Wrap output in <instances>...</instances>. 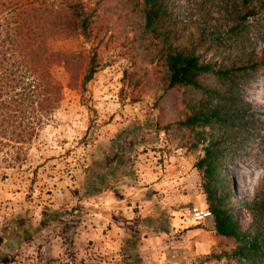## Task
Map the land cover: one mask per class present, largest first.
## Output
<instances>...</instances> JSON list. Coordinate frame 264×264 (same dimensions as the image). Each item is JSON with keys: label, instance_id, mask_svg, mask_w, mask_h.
<instances>
[{"label": "rangeland", "instance_id": "374dc122", "mask_svg": "<svg viewBox=\"0 0 264 264\" xmlns=\"http://www.w3.org/2000/svg\"><path fill=\"white\" fill-rule=\"evenodd\" d=\"M166 1L186 26L181 43L203 63L255 64L234 92L250 107L249 135L228 138L233 129L215 120L195 132L178 126L203 95L165 90L162 42L145 34L143 0H37L38 58L65 88L51 120L26 145L23 168L11 165L14 143L0 147V264H264V247L254 262L240 259L239 241L217 235L214 218L198 224L190 217L204 195L195 165L222 138L233 150L220 170L234 219L251 238L261 230L264 25L253 32L243 18L264 12V0ZM68 11H77V26ZM92 58L99 71L84 85ZM217 88L220 96L232 93L231 84ZM210 104L225 103L212 97ZM47 212L58 215L44 223Z\"/></svg>", "mask_w": 264, "mask_h": 264}, {"label": "trees", "instance_id": "16d2710c", "mask_svg": "<svg viewBox=\"0 0 264 264\" xmlns=\"http://www.w3.org/2000/svg\"><path fill=\"white\" fill-rule=\"evenodd\" d=\"M37 3V0H0V138L5 139L9 134L12 137L5 143L0 141V147L14 143L17 151L11 165L19 169L28 160L26 145H31L44 124L51 120V114L58 108L65 88L51 69L44 68L42 59L38 58L44 36L42 37L41 30L34 25L40 9ZM168 6L166 0H143L145 34L162 42L157 56H160L161 66L166 72L165 90L172 91V95L174 90L184 88L203 95L200 102L191 107L192 114L185 120H179L178 126L195 132L197 128L210 126L215 120L233 129L228 138L243 141L249 135L247 124H250V107L245 102H240L234 92L239 85L241 73L254 71L255 64L241 62L237 63L240 66L232 64L231 68L224 62L221 67L216 68L213 61L203 63L196 49L188 51L187 45L181 43L186 35V26L175 18ZM68 13L70 24L77 26V11ZM82 20V28L87 31L89 18ZM243 29L242 26L239 32L246 37ZM48 60L46 58L45 63ZM261 64L264 65V61ZM98 71L99 64L92 58L83 84L90 83ZM212 78L216 79L211 81ZM218 83L231 84L232 93L220 96ZM212 97L220 98L225 104H219L212 109ZM7 119L13 120V123ZM24 119H28V124L22 122ZM234 125L239 128L235 129ZM203 133L197 132L198 139L204 136ZM224 145L222 138L211 140L195 168L204 178V195L208 208L213 213L215 233L239 241L237 254L240 259L251 263L255 261L260 248L264 247V239L261 238L259 230L256 237L251 238L250 231L244 230L234 219L233 208L228 203L230 194L223 193L226 176L220 170L225 157L232 155L233 150ZM230 145H235V142ZM198 147L199 142H196L193 149ZM235 149L239 150V147ZM219 193H223L222 196L219 197ZM55 215L58 212L44 213V223H49Z\"/></svg>", "mask_w": 264, "mask_h": 264}, {"label": "built area", "instance_id": "2783aa9c", "mask_svg": "<svg viewBox=\"0 0 264 264\" xmlns=\"http://www.w3.org/2000/svg\"><path fill=\"white\" fill-rule=\"evenodd\" d=\"M245 25L250 28V30L256 31L264 25V12H256L247 15L245 18ZM190 216L196 223H204L213 218V213L208 207H201L194 205L190 209ZM260 233L264 239V220L261 226Z\"/></svg>", "mask_w": 264, "mask_h": 264}, {"label": "crops", "instance_id": "0c3cea01", "mask_svg": "<svg viewBox=\"0 0 264 264\" xmlns=\"http://www.w3.org/2000/svg\"><path fill=\"white\" fill-rule=\"evenodd\" d=\"M188 197V196H187ZM205 196L204 195H202L201 197H200V199H199V204L200 205H197V206H201V207H203V208H205V207H207L206 205V201H205ZM205 201V202H204ZM206 223L208 224V223H210L211 224V222L208 220V221H206ZM213 225H214V223H213Z\"/></svg>", "mask_w": 264, "mask_h": 264}]
</instances>
